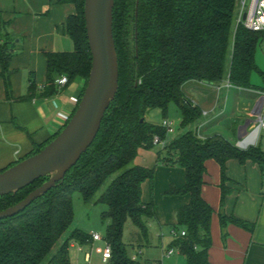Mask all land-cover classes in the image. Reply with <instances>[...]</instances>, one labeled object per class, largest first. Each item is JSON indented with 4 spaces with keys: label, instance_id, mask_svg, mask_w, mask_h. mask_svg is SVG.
Instances as JSON below:
<instances>
[{
    "label": "trees",
    "instance_id": "1",
    "mask_svg": "<svg viewBox=\"0 0 264 264\" xmlns=\"http://www.w3.org/2000/svg\"><path fill=\"white\" fill-rule=\"evenodd\" d=\"M59 2L76 9L65 23L74 49L45 51L46 84L38 93L37 85L32 82L29 98L54 95L59 89L57 79L66 75L68 83L84 81L81 99L90 76L92 54L84 18L85 0ZM237 12L238 0H116L118 92L96 139L65 178L23 212L0 220V264H41L74 221L73 193L80 191L84 201L90 202L113 175L116 176L97 198V202L108 207L102 213L103 220L110 221L105 236L112 248L108 264H138L129 255L130 244L124 241L126 223L130 219L139 229V240L144 241L148 237L147 219L154 218L156 212L154 203H145L142 198V185L154 178V169L136 164L135 159L141 148L155 146V136L166 139L167 130L148 121L147 112L160 108L165 116L172 101L182 112L183 127L196 125L177 134L165 152H158L165 164L182 166L186 173L185 185L173 186L168 193L191 197L177 212L176 227H183L186 235H179L173 244L180 248L187 264H210L211 221L215 209L202 195L206 162L210 159L219 164L221 171L219 219L223 234L226 235L228 223L254 231V223L223 211L231 191L227 185L231 181L227 176V162L230 159L241 164L252 161L259 166L264 180L261 145L264 131L259 142L246 149L220 134L203 137L198 129L203 109L187 93L190 85L217 86L227 81L236 87L264 92V88L251 83L252 73L258 70L256 51L264 39V30H250L237 23L233 31ZM13 45L11 38L0 44L1 76L9 97L12 96L9 68ZM51 140L37 146L29 156ZM50 177L47 175L24 189L1 196L0 211L24 199ZM89 239L90 234L75 228L46 264H71V242L84 243Z\"/></svg>",
    "mask_w": 264,
    "mask_h": 264
},
{
    "label": "crops",
    "instance_id": "2",
    "mask_svg": "<svg viewBox=\"0 0 264 264\" xmlns=\"http://www.w3.org/2000/svg\"><path fill=\"white\" fill-rule=\"evenodd\" d=\"M75 10L73 5L60 3L59 0H0V44L6 38L14 40V53L9 68L11 97L7 94L5 80L1 76L0 60V172L29 157L37 146L56 137L78 106L84 86V81L81 79L65 86H58V91L50 97H28L32 82L37 85L38 93L46 84L45 51L74 49V43L66 33L65 23L68 16L75 13ZM197 86L191 94L193 101L203 109L204 115L198 125L203 137L220 134L208 129L213 128L210 126L213 123H224L228 128V135L236 138L238 134L236 141H232V138L226 135L225 137L237 144L242 136L256 128L262 114L260 100L264 92L233 85L227 86L225 83L217 86L209 84ZM242 119H247L244 125H240L243 123ZM261 145L264 148V138ZM144 150V148L139 150L135 163L154 168L156 173L161 174L159 178L165 176L161 191L164 188L167 193L171 185L178 188L185 185L186 173L182 166L157 167L156 170L153 166L155 163L157 165L159 154H150L151 161L147 162ZM215 163L217 162L213 159L206 162V182L202 188L203 197L215 209L211 221L212 245L209 249V262L210 264H264V180L261 170L252 161L241 164L236 159H230L227 162V176L231 179L227 185L231 191L225 199L223 211L227 215H235L254 223L255 228L254 231H250L234 223H228L226 235H224L219 219L221 172L220 176L210 177L208 170L212 167L215 170ZM150 183L148 179L142 185V198L145 203L152 201L150 200ZM190 198L189 194L167 195L166 209L160 210L157 207L156 216L147 219L146 223L157 219L162 224L171 225L174 228L173 232L177 231V212L189 203ZM180 228L184 229L181 226ZM138 234V228L132 230L133 237L128 244L134 248L135 252L129 255L138 264H148L139 258L142 257L145 240L140 241ZM177 237L178 235L175 234L174 240ZM99 242L94 243L99 244ZM102 242L101 246L104 245V241ZM77 244H82V250L79 249L78 252L81 261L75 262L72 249H76ZM91 247L92 241L88 243L72 241L69 249L71 264H82L85 261V253L90 251ZM176 247L180 256H176L174 247L165 249L163 246V258L171 259V261L165 262L158 259L154 260V263L187 264L186 257L177 245ZM170 250L173 252L169 255ZM95 256L100 254L93 251L90 264Z\"/></svg>",
    "mask_w": 264,
    "mask_h": 264
},
{
    "label": "water",
    "instance_id": "3",
    "mask_svg": "<svg viewBox=\"0 0 264 264\" xmlns=\"http://www.w3.org/2000/svg\"><path fill=\"white\" fill-rule=\"evenodd\" d=\"M116 0H85L84 18L92 54V68L78 106L61 132L39 152L0 172V197L17 192L38 179L51 175L41 186L18 203L0 211V220L23 212L36 199L54 188L96 139L120 80V67L114 37ZM261 101V112L264 107ZM262 114L258 126L261 129ZM246 126V125H245ZM252 132L241 137L237 146L246 149L244 141Z\"/></svg>",
    "mask_w": 264,
    "mask_h": 264
},
{
    "label": "rangeland",
    "instance_id": "4",
    "mask_svg": "<svg viewBox=\"0 0 264 264\" xmlns=\"http://www.w3.org/2000/svg\"><path fill=\"white\" fill-rule=\"evenodd\" d=\"M236 26H237V22L235 21L233 24V31L236 29ZM256 63L258 66V70L254 71L252 73L251 83L255 86L264 88V39L262 41H260L258 46H257ZM195 85L197 86V84H195ZM196 86H192V85L187 86V93L192 98H193V95L191 94V92L196 89ZM197 88H198V86H197ZM255 115H256V117H258L257 114H255ZM165 116H164V114L160 108H151L147 112L148 121H150L154 124H157V125H161L163 120L165 118H168V119L173 120L174 127L176 129V133H167L166 139L164 140L165 146L162 144H159V145H155L151 149H145L144 150L147 162L151 161V157L149 156L150 154L158 155V152L160 150H163L165 152V148L171 143V141L177 136V134L182 133L188 129H194L196 127V125L183 127V125L181 124L182 119H183L182 112L179 109L178 105L174 101L170 102V104L168 106L167 115H165ZM246 120L247 119H242L243 123L240 125H244L246 123ZM258 124L259 123L256 124V127L258 126ZM210 126L213 128L208 129L209 131L218 132V133L222 134L223 136L226 135L228 137H231L232 141H236L237 140L236 138H238V134H236L237 135L236 138L232 137L231 135H228L229 134L228 128L226 125H224V123L223 124L222 123H213ZM263 131H264V127L262 126V128L260 130L259 138H260V135ZM259 138H258V140H259ZM258 140H257L256 144L258 143ZM166 166L167 167H170V166L173 167V165H167L161 159L159 160V158H158L157 165L155 163V165L153 167H155L157 170V167H166ZM208 170H209L210 177H213L215 175L220 176L221 171H220V168H219L217 163H215V170L213 169V167L208 169ZM160 175L161 174L159 172L156 173V171L154 169V178L149 179L151 181V183H150V198L151 199L150 200H152L151 202H153V199H154L153 203H154L156 212H157V207L160 210L166 209L167 206L165 204V197L167 195H174V194H169L168 193L169 190L166 193V189H164V188L161 191V186L163 184V181L165 180V176L163 175V176H161V178H159ZM115 176L116 175H113L112 177L108 178L105 181L102 188L97 193L96 197L90 202L84 201L83 196L80 193V191L77 190L73 193V204H74V213H75L74 221H73L72 225L70 226V228L67 230V232L63 235V237L55 244V246L53 247V249L51 251V254L56 252V250L61 246V244L66 239L67 235H69V233L74 228H81L82 230H84L90 234L92 232H100L104 237L106 236L107 222H105L103 220L102 213L105 210H107L108 207L106 204L97 202V198L106 189V187L109 185V183L111 182V180ZM173 186L174 185H171V187H173ZM263 194H264V187H263ZM177 228L178 229H176L177 231H175V232L180 233V231L182 229L180 227H177ZM134 229H137V228L133 224V222L129 219L126 223L125 230H124V241H126L127 243L133 237L132 236V230H134ZM147 229H148V237H147V239H145V245L142 248V257L141 256L139 257L141 261L143 260L146 263L148 262V264H156V263H154V260H158V259L163 260L165 262L166 261L170 262L171 259H168V258L164 259L163 258L164 248L168 249L170 247H174L176 250V256H180L178 248L176 247V245L173 244L175 232L172 231V230H174V228L171 225L162 224L156 219L155 221H153V222L151 221L150 223L147 224ZM86 242H84V243H86ZM81 243H83V242H81ZM102 244H103V242L100 241L99 244L94 243V246L95 247L101 246ZM163 246H164V248H163ZM78 252H79V244L76 245V249H72V254H73L75 262L81 261L80 260L81 257L79 256ZM128 252H129V254L132 255L135 252V250L132 246H129ZM77 253H78V255H77ZM51 254L46 259H44L41 262V264H46L48 258L51 256ZM103 261L104 260L102 259L101 255L95 256L93 261H92V264H106V262L104 263Z\"/></svg>",
    "mask_w": 264,
    "mask_h": 264
},
{
    "label": "built area",
    "instance_id": "5",
    "mask_svg": "<svg viewBox=\"0 0 264 264\" xmlns=\"http://www.w3.org/2000/svg\"><path fill=\"white\" fill-rule=\"evenodd\" d=\"M237 23H241L250 30H264V0H238ZM68 82L69 79L66 75H62L57 79V84L59 86H65L68 84ZM225 84L227 86L231 85L228 81ZM262 97L264 98V93ZM262 117L263 121L261 122V128L262 126L264 127V107L262 111ZM161 125L167 130V133H176L173 120L165 118ZM154 144H162L165 146L164 140L161 139L158 135L154 138ZM175 234H177L178 236H184L186 235V230L183 229L180 231V233L178 232ZM91 241V250L85 253V261L82 264H90L93 251L100 254L105 262H109L112 256V248L106 238L100 232H92L87 243ZM97 241H104V245L95 247L94 242ZM79 249L82 250V244H79ZM172 252L173 250H170L168 251V254L170 255Z\"/></svg>",
    "mask_w": 264,
    "mask_h": 264
},
{
    "label": "bare ground",
    "instance_id": "6",
    "mask_svg": "<svg viewBox=\"0 0 264 264\" xmlns=\"http://www.w3.org/2000/svg\"><path fill=\"white\" fill-rule=\"evenodd\" d=\"M260 130L261 129H258L256 131L252 132L251 134H249L248 137L246 138V140L244 141V144L249 145L253 142H256V140H258L257 138L259 137Z\"/></svg>",
    "mask_w": 264,
    "mask_h": 264
}]
</instances>
